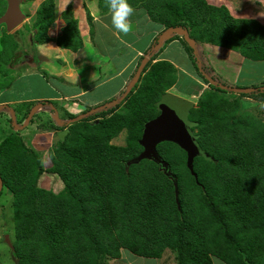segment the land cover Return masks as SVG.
Wrapping results in <instances>:
<instances>
[{
	"label": "trees",
	"instance_id": "16d2710c",
	"mask_svg": "<svg viewBox=\"0 0 264 264\" xmlns=\"http://www.w3.org/2000/svg\"><path fill=\"white\" fill-rule=\"evenodd\" d=\"M138 6L162 31L183 28L192 39L264 61V27L252 19L233 18L223 6L205 0H173L171 19L163 17L168 6L163 0H146ZM5 8L6 2L0 0V16ZM53 8L54 0H45L38 9L27 53L2 25L0 46L10 42L13 49L7 56L4 49L0 51V76L33 57L37 61L36 45L51 40L47 31L54 22ZM69 14L67 10L62 15L66 26L57 43L77 50L82 42L77 22ZM147 68L141 73V87L127 96L122 114L113 113L98 125H89L87 117L71 125L50 156L49 168L42 166L20 136L0 142V184L13 195L16 264H107L118 259L122 250L156 261L169 250L175 264H213L212 257L223 264H264V122L252 119V134L243 130V123L237 121L240 117L228 126L213 122L214 112L227 103L221 100L216 106L210 95L191 107L188 116L194 120L190 129H200L198 148L211 159L195 156L189 169L186 153L174 143L162 142L156 150L169 175L151 159H141L125 170V163L142 152L143 129L159 115L157 103L178 72L168 61L151 62ZM259 95L264 102V92ZM144 99L147 104L156 102L153 116H142L140 108L134 107ZM240 103L243 110L251 104ZM123 128L126 146L111 145ZM239 128L242 133L237 134ZM224 129L229 133H220ZM43 173L56 175L63 189L54 193L39 188ZM195 196L196 204H201L198 213L192 206Z\"/></svg>",
	"mask_w": 264,
	"mask_h": 264
},
{
	"label": "rangeland",
	"instance_id": "374dc122",
	"mask_svg": "<svg viewBox=\"0 0 264 264\" xmlns=\"http://www.w3.org/2000/svg\"><path fill=\"white\" fill-rule=\"evenodd\" d=\"M29 1V0H28ZM140 5V3L145 2L146 0H128V3L132 6ZM168 6L164 7V11H162L163 17L167 18L168 15L170 17V7L169 5L172 4L173 0H163ZM207 2V0H205ZM239 5H242L241 7L244 9H247V6L254 5L255 1L250 0L248 3H243L241 0H239ZM28 4V3H27ZM208 4V3H207ZM248 4V5H247ZM23 4L21 7L26 9V6ZM210 5V4H209ZM212 6V5H211ZM222 7V6H220ZM135 9V8H134ZM241 9V8H240ZM243 9V10H244ZM5 11V10H4ZM1 13V12H0ZM233 17V16H232ZM234 18V17H233ZM130 22L132 24V30L135 31L136 34V41L135 38H133L131 35H124L120 33L121 38L124 40H127L130 45L138 46L147 48L148 44L152 42L153 38L157 35L158 31L160 32V26L154 24L151 20L152 18L147 14V12L143 8L135 9L134 14L129 18ZM171 19V17H170ZM28 24H24L22 26L19 25L12 31L7 33L14 35L15 39L17 40L18 46L22 48V51L24 49V52L27 53L29 50L28 48L32 45L31 35H33L34 31L30 29L32 26L31 23L27 22ZM5 24H0V29L3 28ZM19 29V30H18ZM97 29L101 31V27L97 25ZM183 29V28H182ZM18 30V31H17ZM186 30V29H184ZM17 31V32H16ZM107 30H103L100 33H106ZM187 31V30H186ZM19 32V33H18ZM93 34H95L94 31H92ZM188 32V31H187ZM179 37H183L182 34H175ZM189 35V32H188ZM177 36H172L169 39H173L179 42H182L181 39ZM94 37V36H93ZM190 37V36H189ZM88 36L82 40L84 46L88 47ZM191 38V37H190ZM180 39V40H179ZM192 39V38H191ZM104 40H106L108 43L116 42L113 37L105 35ZM195 43L193 48L189 47V53L183 43L181 44H166L164 45L160 51L157 53L156 57L157 59H171L176 62V64L180 67L181 72H176L174 74L175 79L173 80L172 85L168 89H164V94L166 95H172L175 97H179L189 103H191V107H197L198 104H200V99H207L210 98L214 99V102L217 103L216 106H218L220 103L218 101L223 100V104L226 102L227 105H222L217 109V111L214 112V121L216 120L219 123H223L224 125H229V123L233 120L234 117H240L241 119H237L238 122L243 123L242 128L244 131H247L248 133H253L254 126L251 125L252 119H260L264 122V109H261L259 107L260 101V93L264 92V64H256L254 62H249L246 60L243 61L242 68L234 69V71H228V69H231V66L229 65V59L228 55L232 57L233 53L240 54L239 52L232 51L231 49L221 47V46H214L207 43H202L203 41L199 39H192ZM93 43V42H92ZM13 44L10 42L6 43L5 45L0 46V51L4 49L5 55L9 53L10 49H13ZM115 45V44H114ZM118 46V45H117ZM116 46V47H117ZM169 46V47H168ZM112 47V46H111ZM116 47H112V52L115 50ZM165 47H167L165 49ZM6 48V49H5ZM80 48V47H79ZM110 49V48H109ZM139 49V48H138ZM192 49V50H191ZM117 51V50H116ZM131 51V48L127 49L125 51L126 56L127 53ZM121 50L119 51V53ZM131 53V52H130ZM129 53V54H130ZM131 55V54H130ZM130 55L126 56L127 58H122L123 61H128ZM241 55V54H240ZM120 58V60H122ZM40 60V59H39ZM35 62L38 63V57L37 61L35 59ZM138 62H136L137 65ZM149 62L146 66L150 68ZM135 65V70L137 71ZM139 65V64H138ZM16 67H13L12 70H16ZM39 68V66H38ZM147 68V70L149 69ZM11 70V71H12ZM178 71V69H176ZM129 71H132V67ZM32 73V71H30ZM248 72L251 74V77L249 80H243L245 73ZM14 73V72H13ZM128 73V72H127ZM124 76H126V74ZM33 74L35 75H43L41 71H37L35 73L33 71ZM131 74V73H129ZM45 75L49 76L48 73L45 72ZM144 75V74H143ZM143 75H140V77L135 76L132 78L130 84H127L126 91L129 88L128 93L126 94V91H124L122 94H120L118 97H122L121 102H105L102 104H99L97 107H91L88 108V112H85V110L82 113L76 112V116L73 115V117H70L69 113H63V106L60 104H52V103H45V102H34L30 107L22 106V104L19 105H11L13 106H7L4 107L3 112L10 117L5 118L7 122L5 123V129H3L2 126H0V129L3 133L2 138L0 137V142H2L6 137H9L11 135H17L20 136L22 141L26 143V138L28 135L34 134L35 138L33 139V135L31 136L30 140L34 143V149L35 154L37 155V158L39 161L43 164L42 166L46 169L52 166L51 157L53 151L58 148L59 141L64 140V137H66V134L69 131V128L71 125H73L75 122H78L82 119H90L87 123L89 125H98V123L101 122L103 119H107L108 117H111L114 115L113 113H123L124 112V106L126 104L127 96H130V93L134 94L138 91V89L141 87L142 82L144 81ZM232 76V77H231ZM239 77V80L237 83L234 84V86H251V88H254V86H260L258 89L248 90L247 92H240L238 87H234L232 83H229L228 81L224 79L225 77H231V81L235 77ZM15 77V76H14ZM38 76L34 78V90L32 93L40 92L43 89V86L39 83L37 85L36 79ZM224 77V78H223ZM11 80L13 78L10 76L5 79L4 81L0 82V89L2 88H8L11 85ZM23 85H25L27 80H22ZM29 83V82H28ZM2 84H7L1 87ZM253 85V87H252ZM18 88V92L26 93L27 88ZM217 89H215V88ZM249 88V87H246ZM212 93H217L218 96L213 95ZM131 94V95H132ZM241 102H247L251 103L248 107L241 109L240 106ZM111 102V103H110ZM213 102V103H214ZM109 103V104H108ZM155 108H156V102H155ZM154 105L147 104L146 99L143 101L141 100L138 104H136L134 107H139L142 116L144 114H149L150 116L154 115V112L156 109L154 108ZM52 106H56L57 110L59 111L58 114H53V111L51 109ZM117 107V108H116ZM110 109H116L114 112L108 115H101L102 113L110 110ZM16 111V113H15ZM3 112H0L2 114ZM57 115V120L56 116ZM59 115V119H58ZM81 117V118H80ZM77 118H80L79 120H75ZM196 119L201 120L202 117L197 116L194 117ZM59 120V122H58ZM63 120H67V122H63ZM3 121V118L1 120V123ZM13 121L16 123L14 124ZM188 121L194 123V120L190 116H188ZM197 123V122H196ZM212 123V121H211ZM198 124V123H197ZM34 130H31V126ZM204 125V124H203ZM212 125H214L212 123ZM29 127V128H28ZM30 129L27 132V134H24V130ZM36 130V131H35ZM200 132V129H190L191 135L195 138V141L197 140L198 133ZM236 132V131H235ZM220 133H229L227 129H224L220 131ZM242 133L240 128L237 130V134ZM24 134V137L22 135ZM127 129L123 128L120 130L115 136L112 137L110 140V144L116 147H125L126 146V138H127ZM197 142V141H196ZM202 152L203 150L200 149ZM143 151V149H142ZM138 157V156H137ZM136 157V158H137ZM136 158H132L129 162H126L125 170L128 169L127 166L129 165H137L140 161H135ZM162 171L163 169L161 167ZM163 171V172H164ZM167 174L169 175L168 169L166 170ZM1 183V180H0ZM37 186L39 188H43L46 190H52L54 193H58L63 189V183L62 181L56 176L52 174H46L43 173L37 182ZM1 194H0V264H16L15 256L13 252L9 251L8 246L4 243V235H8L11 243L13 244L16 241V231H15V215L13 212V195L10 192V190L7 187L0 188ZM193 198V197H191ZM196 196L193 198V204L192 206H196V212L198 213L197 209L201 207L200 205H197L196 203H199L198 197ZM212 263L213 264H223L220 260L217 258L212 257ZM107 264H175L174 256L172 253L169 252V250H166L161 258L156 260H147L143 258H138L134 255H132L130 252L122 250L120 257L118 259H111L107 262Z\"/></svg>",
	"mask_w": 264,
	"mask_h": 264
},
{
	"label": "crops",
	"instance_id": "0c3cea01",
	"mask_svg": "<svg viewBox=\"0 0 264 264\" xmlns=\"http://www.w3.org/2000/svg\"><path fill=\"white\" fill-rule=\"evenodd\" d=\"M44 1L45 0H26L21 4V6L25 4L24 6H26V9L20 6V9L25 14V19L22 22V26L20 25V28L29 22L32 25L30 29H32L34 33L36 32L35 29H33V25L36 20L37 11ZM241 1L243 3H248L250 0ZM254 1V5L247 6V9L239 5V0H207V3L215 7H225L231 16L236 19H252L264 27V0ZM132 7L136 10L140 8L137 6ZM67 10L70 11L69 15L77 22V29L81 42L85 37H89L87 38L89 42L88 47L84 46L82 42V46L79 49L69 50L62 48L57 43L58 37L61 36L62 30L66 26L62 15ZM53 16L54 22L47 31V37L51 40L38 44L35 48L38 63L35 62L33 57L29 62L15 66L16 70H13L14 73L11 72L9 75L0 76V82H5V79L10 76L13 78L8 88L0 89V112H3L4 107L7 106L13 108L11 105L22 104V106L30 107L31 103L45 102L60 104L64 108V115L65 113H69L76 116V112L82 113L87 108L97 107L99 104L117 99L118 96L126 90L127 84H130L132 78L135 76L136 62H138L136 65L137 68L138 64L144 59L147 61L152 60L153 62H171L174 67L178 69V72H181L180 67L174 60L168 58L157 59L154 56L157 55L164 45L181 44L182 42L168 39L159 46L158 43L162 40L160 37L164 34V31L160 30L153 38L152 42L148 44L147 48H144L145 46L136 47L130 45L127 40L121 38L120 33L112 26L111 12L106 4V0L103 5L100 4V0H54ZM97 25L101 27V31L107 30L106 33H100L101 31L97 29ZM92 31H94L95 34H93ZM107 34L110 37L112 36L116 42L108 43L104 40ZM134 34L136 33L132 30L127 35H131L136 41V36ZM33 36L34 35H31V40ZM179 38L182 39L181 37ZM111 46H117L113 52ZM129 48H131V53L129 52L131 55L129 53L126 54V56L130 55V57L129 60L125 62L122 58L125 55V51ZM166 48L167 47H165V49ZM120 50L121 52L119 53ZM232 55V57L230 54L228 55L230 57L228 58L229 65L231 66V69H228V71L242 68L244 65L242 60L254 62L256 64H264V61H252L244 58L240 54L233 53ZM126 56L124 59L127 58ZM120 58L122 60H120ZM131 67L132 71H129ZM30 71H32V73ZM33 71L35 73L41 71L43 75H35ZM45 72L48 73L49 76L45 75ZM125 73H127L126 76H124ZM36 76H38L36 79L37 85L40 83L43 89L40 92L32 93V91H35L33 80ZM231 77L223 78L226 82L228 81L234 86V84L238 82L240 76H236L232 81ZM250 77L251 74L246 72L243 80H249ZM23 79L27 80L29 83L26 82L25 85H23ZM4 85L7 84H2L1 87ZM22 86H24L23 88L29 87L26 93L17 91L19 90L18 88H22ZM234 87L244 89L249 87L246 89H252L251 86ZM55 107H51L53 114L56 112V114H58L59 111ZM55 116L57 118V115ZM2 118L3 121L1 123ZM5 118L9 119L10 117L4 112L0 114V126H2L3 129H5V123L7 122ZM63 122H67V120H63ZM13 123L15 124L16 122L13 121ZM30 129L34 130L32 126ZM30 129H26L22 132L27 134L26 131ZM24 134L22 137H24ZM32 135L33 139L36 137L34 134L30 133L28 137H25V144L28 148L35 151L34 143L30 140ZM2 136L3 133L0 129V137L2 138Z\"/></svg>",
	"mask_w": 264,
	"mask_h": 264
},
{
	"label": "water",
	"instance_id": "95a60500",
	"mask_svg": "<svg viewBox=\"0 0 264 264\" xmlns=\"http://www.w3.org/2000/svg\"><path fill=\"white\" fill-rule=\"evenodd\" d=\"M3 1L6 2V8L4 13L0 16V24H5L6 30L10 32L21 25L25 19V14L20 9V6L26 0ZM175 34H182L187 45L190 48L194 47V41L189 37L188 32L182 28H174L165 31L164 34H162V37H160L162 40L158 43V45L161 46L165 40H168ZM145 62L146 60L144 59L135 76V81L136 77L138 78L140 69ZM238 90L240 92H247V90ZM128 91L129 88L126 91V94ZM190 108L191 103L181 98L172 95L164 96L157 103V109L159 110L160 114L156 118L146 123L143 129V134L139 141L143 151L139 154L135 161H140L141 159H151L155 163L159 164L163 169H165V171L163 170L164 173H167L166 170L168 169V165L159 158L156 150L157 145L162 142L174 143L180 149H182L187 155V166L189 169H191V161L195 156L202 155L208 159H211L205 152H202L198 148L195 138L190 133V128L194 125V123L188 121V113ZM80 118L75 120H79ZM4 243L8 246L10 252L14 251V247L8 235H4Z\"/></svg>",
	"mask_w": 264,
	"mask_h": 264
},
{
	"label": "clouds",
	"instance_id": "9594fccd",
	"mask_svg": "<svg viewBox=\"0 0 264 264\" xmlns=\"http://www.w3.org/2000/svg\"><path fill=\"white\" fill-rule=\"evenodd\" d=\"M106 4L109 7L110 12H111L112 26L119 33H122L124 35L129 34L132 31V24H131L129 18L134 14L135 9L128 3V0H106ZM171 29H174V28H171ZM167 30H169V29H166V30H163V31L165 32ZM182 39H183V37H182ZM142 62H143V60L138 65L137 71L135 73V76H136V74L138 72L139 67L142 65ZM149 62H153V61L152 60H149V61L146 60V62L144 63V65L140 69V73H139V76L138 77H140L142 71L144 70V68L146 67V65ZM240 89L247 90V91L248 90H253V88L252 89L240 88ZM120 99H122V97H120V98L118 97L115 101H118ZM115 101H112V102H115ZM259 107L261 109H264V102H260ZM159 114H160V112H159ZM0 188H1V184H0Z\"/></svg>",
	"mask_w": 264,
	"mask_h": 264
}]
</instances>
